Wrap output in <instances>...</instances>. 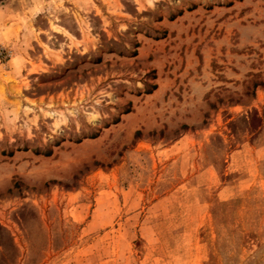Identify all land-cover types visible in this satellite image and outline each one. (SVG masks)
<instances>
[{"label": "rangeland", "instance_id": "obj_1", "mask_svg": "<svg viewBox=\"0 0 264 264\" xmlns=\"http://www.w3.org/2000/svg\"><path fill=\"white\" fill-rule=\"evenodd\" d=\"M0 264H264V0H0Z\"/></svg>", "mask_w": 264, "mask_h": 264}, {"label": "trees", "instance_id": "obj_2", "mask_svg": "<svg viewBox=\"0 0 264 264\" xmlns=\"http://www.w3.org/2000/svg\"><path fill=\"white\" fill-rule=\"evenodd\" d=\"M155 88V86H152V88H151V90H153ZM128 112H130L129 110H126L125 111V113H128ZM139 134V133H138ZM94 137H96V135H92L90 138H94ZM77 142H79V141H77ZM50 153L51 152H46L45 154H44V156H49L50 155ZM53 184H55L56 182H52Z\"/></svg>", "mask_w": 264, "mask_h": 264}]
</instances>
